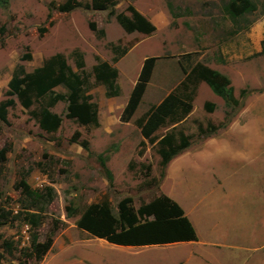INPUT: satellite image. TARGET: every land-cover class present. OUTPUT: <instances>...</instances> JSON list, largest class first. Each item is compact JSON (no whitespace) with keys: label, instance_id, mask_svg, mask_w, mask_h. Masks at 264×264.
Masks as SVG:
<instances>
[{"label":"rangeland","instance_id":"374dc122","mask_svg":"<svg viewBox=\"0 0 264 264\" xmlns=\"http://www.w3.org/2000/svg\"><path fill=\"white\" fill-rule=\"evenodd\" d=\"M65 1L0 0V101H14L6 120H0V148H7L0 163V264H178L196 250L184 242L118 245L77 227L85 207L101 200L108 201L114 220L119 200L130 198L129 204L137 210L153 206L166 192L202 234L208 223L197 201L203 190L214 187V195L222 197L220 203L244 208L257 223L264 219V90L260 91L264 87V0H251L255 9L235 18L225 9L229 0H103L104 9L92 8V0H76L75 8L61 11L59 5ZM130 8L154 30L124 31L116 15L130 17ZM76 52L83 57L82 69L76 67ZM57 53L83 78L82 95L96 105V125H80L67 117L63 100L48 107L53 94L35 99L27 109L7 95L8 82L18 67L31 71ZM147 55L161 58L137 111L124 121L120 114ZM99 61L117 69L118 95L107 96L104 84L95 80L92 67ZM196 62L227 76L236 102L225 101L203 81L184 83L183 69ZM172 90L190 110L177 109L150 138H144L141 121ZM57 92L66 90L57 86L52 93ZM246 104L245 126L221 132L229 121L242 116ZM46 107L61 118L53 132L38 125V115ZM219 132L223 137L205 147L206 166L221 165L218 173L202 166L197 170L192 160L195 144ZM166 135L174 137V144L166 147L168 154L189 155L181 162L179 155L174 169L165 174L159 141ZM181 135L189 145L179 150ZM22 180L43 196L35 208H26L31 199L22 191ZM221 188L226 191L223 196ZM68 205L74 208L71 216L66 215ZM26 212L39 214L37 227L26 223ZM250 227L259 229L251 244L261 243L264 226ZM33 233L38 243L52 240L40 259L31 246ZM213 250L219 264H242V258L245 264H253L257 257L264 263V249L252 252L248 259L246 253H237L240 258L235 260L228 259L223 245Z\"/></svg>","mask_w":264,"mask_h":264},{"label":"trees","instance_id":"16d2710c","mask_svg":"<svg viewBox=\"0 0 264 264\" xmlns=\"http://www.w3.org/2000/svg\"><path fill=\"white\" fill-rule=\"evenodd\" d=\"M77 5L79 4L76 0H66L59 5V9L61 11H69ZM105 6L103 0H92V8L94 9H104ZM225 9L231 17L235 18L246 12L253 11L255 6L251 0H229ZM130 11V17L124 14L116 15V20L124 31L132 32L137 30L150 33L154 30V26L145 20L137 10L130 8ZM263 51L264 48H262L261 52ZM76 55V67L82 69L84 66L83 57L79 52H76ZM183 56L189 55L186 53ZM157 58V56H149L143 59L138 76L121 112L120 117L124 121H127L136 110ZM92 72L95 80L104 84L107 96L118 95L119 87L115 82L118 71L115 67L106 61H99L92 67ZM183 72L185 73L184 83L196 84L199 81H203L215 94L225 101L236 102L227 76L201 62L194 63L188 70L183 69ZM57 86L64 87L66 92L52 93ZM82 86L83 78L81 75L72 70L62 54L57 53L31 71L26 72L23 67H18L8 82L6 93L7 95L15 96L20 105L26 109L33 104L35 99L53 94L49 98L48 107L59 100H63L67 102V117L75 119L80 125H96L98 122L96 105L89 102L82 95ZM263 90L264 87L260 91ZM10 106H14L12 98L0 101L1 121L6 120L7 109ZM48 107L39 113L38 125L46 132H53L59 127L61 118L56 113L51 112ZM179 108H183L187 112L191 106L172 90L158 104L152 106L145 115L144 120L140 123L142 135L145 138H150L152 133ZM180 137L181 143L176 148L179 150L189 145L185 137L182 135ZM172 144H174L172 135H166L159 141L160 150L165 153L161 158V165L164 168L168 161L179 153V151L167 153L166 147H170ZM6 153L7 148L5 146L0 148V163L6 159ZM98 159L106 175L111 179V172L106 167L104 158L99 155ZM20 184L23 193L31 199V203L26 208H35V203L37 204L42 199V194L37 192V190L31 189L24 180ZM129 202L130 198L119 200L117 203V217L114 220L110 218L112 210L108 201L101 200L90 203L78 216L75 224L91 235L118 245L146 246L196 240L195 230L182 208L167 195L161 194L155 199L153 206H140L137 210ZM73 214L74 208L68 205L66 207V215L71 216ZM144 215H150L151 218H145ZM25 221L35 228L40 223V216L35 212H26ZM51 242L52 240L48 238L46 241L38 243L37 234H32L31 246L36 253L37 259H40L50 248Z\"/></svg>","mask_w":264,"mask_h":264},{"label":"crops","instance_id":"0c3cea01","mask_svg":"<svg viewBox=\"0 0 264 264\" xmlns=\"http://www.w3.org/2000/svg\"><path fill=\"white\" fill-rule=\"evenodd\" d=\"M150 56H155V55H150ZM146 57H149V56L147 55L144 58H146ZM157 57L158 58L156 59V61L154 63V66H153L149 81L146 84L145 90H146L148 84L150 83V81L152 79V74H153L154 69L156 67L157 61L161 58L160 56H157ZM185 69H186V66H185ZM183 74L185 76L184 72H183ZM137 76H136V78H137ZM135 80H134V83H135ZM134 83L132 84V87H133ZM132 87H131V89H132ZM145 90L142 94V97L140 99V102L138 103L136 110L134 111L132 116L127 121H130L132 119V117L134 116L135 112L137 111V109H138V107L142 101V98L144 96ZM169 92H171V91L166 92L156 104H158L162 100V98L165 95H167ZM248 105L249 104H246L243 107L242 116H240V114H239L238 118H234L231 121H229L225 125L224 129L221 132L228 130L230 128H243L245 126V121H244L245 109ZM120 116H121V114H120ZM139 129H140V133H141V128H139ZM154 132L152 133V135L154 134ZM141 135H142V133H141ZM219 135H221L220 132L218 134H213V135L204 137L203 139H201V141L199 143L195 144V146H194L195 147L194 148L195 154L193 155L192 160L195 161V166H196L197 170L199 169V167L202 166L206 170H210L212 172L215 171L216 173H218V167L221 165H218L217 163L215 165H212L210 168H207L206 162L209 161V159H208V155H207L208 151L205 149V147H206V144L212 145L216 141V139H218V141H219V138L223 137V136H219ZM181 153H183V152H180L178 155L173 157L168 162V164L165 168V174L167 173V171L174 169V167L176 166L175 161H177V157L179 155H180V162H181V160H183V158L185 156L189 155V154L182 155ZM180 166L182 168V163H180ZM185 166H187V165H185ZM196 189H198V188H196ZM214 189L215 188L212 187V188L203 190L202 194L200 195L199 201H197V203H199L201 205V209H202V213L204 215V218L207 219L208 224H207L205 231L202 232V234H200L199 231L193 225V223H191L194 230H195V233H196V237H197L196 240L180 241V243L181 242L190 243V245L196 246V250L190 251V253L185 255V257L182 260H179L178 264H219L216 257L214 256V250H213V247L218 246V244L223 245L224 247H226L228 249L227 257L229 260L239 259L240 257L237 255V253L240 254L242 252H243V254L246 253V256L248 259L249 257H251L252 252L255 253V252H258V251L264 249V240L259 244H257V243L251 244L252 243L251 238L255 239L253 236L256 235V232L259 229H252L250 227L252 224H258V223L262 224L264 226V219H260L259 222L257 223L256 218H253L252 216H246L244 208L241 209V208L235 207L238 210L237 211V210L229 207V205L226 206V204L220 203V199L222 197H218L217 195H214L215 194ZM227 189L229 190L230 186H228ZM221 191H222V196L225 195L226 191L222 188H221ZM163 194L172 198L166 192H163ZM221 214H223L224 217H222ZM235 225H238L239 228H237V226H235ZM247 225L249 227H247ZM249 240H250V244H249ZM176 243H179V242L169 243V244H176ZM257 256H259V254ZM257 258L253 264H264L259 257H257ZM243 259L244 258H242V260L239 263L245 264V261L242 262Z\"/></svg>","mask_w":264,"mask_h":264}]
</instances>
